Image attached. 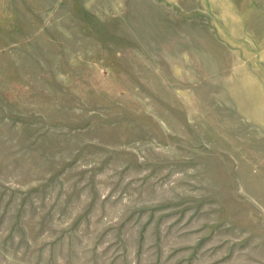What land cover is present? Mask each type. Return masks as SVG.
<instances>
[{"label":"rangeland","instance_id":"1","mask_svg":"<svg viewBox=\"0 0 264 264\" xmlns=\"http://www.w3.org/2000/svg\"><path fill=\"white\" fill-rule=\"evenodd\" d=\"M0 264H264V0H0Z\"/></svg>","mask_w":264,"mask_h":264}]
</instances>
